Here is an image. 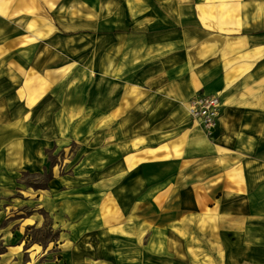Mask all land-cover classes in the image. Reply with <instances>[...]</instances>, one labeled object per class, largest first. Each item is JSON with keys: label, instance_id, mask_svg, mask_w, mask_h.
<instances>
[{"label": "crops", "instance_id": "obj_1", "mask_svg": "<svg viewBox=\"0 0 264 264\" xmlns=\"http://www.w3.org/2000/svg\"><path fill=\"white\" fill-rule=\"evenodd\" d=\"M90 1L88 97L102 108L91 110L90 120L120 157V179L129 178L130 163L146 162L158 168V182L147 189L151 203L107 204V211L104 193L100 209H87L91 216L75 207L78 193L50 189L43 211L75 241L104 234L130 242L137 264H264V1ZM45 3L0 0V74L15 88L23 85L26 122L39 130L45 124L31 111L38 94L32 79L46 61L41 55L64 52L50 40L37 45L49 35L28 26L43 19ZM204 95H217L222 105L211 136L184 108ZM5 144L12 151L7 164L20 143ZM77 217L88 220V232L81 222L71 231ZM11 264H23L22 257Z\"/></svg>", "mask_w": 264, "mask_h": 264}, {"label": "rangeland", "instance_id": "obj_2", "mask_svg": "<svg viewBox=\"0 0 264 264\" xmlns=\"http://www.w3.org/2000/svg\"><path fill=\"white\" fill-rule=\"evenodd\" d=\"M90 2L47 0L48 4L42 6L43 19L31 21L28 25H32L33 31L49 35L43 42L41 38L39 41L34 38L37 45L45 46L50 44V40L64 51L52 50L50 54L41 55L46 60L40 63L44 67L32 79V90L38 94L32 99L35 104L31 111L33 115L37 114L38 123L45 124L41 130L26 122L29 102L23 85L15 88L0 74V155L5 158L0 163L2 264H11L19 255L23 264H137L136 249L131 248L130 242L118 240L116 236L106 238L104 234H97L95 238V235H87L75 241L69 230L59 234L53 217L43 211L44 205L41 204L50 189L55 194L73 190L78 193L75 207L82 206L87 216H91L92 211L87 209H100V197L105 196L104 193L108 195L102 199L105 198L107 203L101 204V209L107 211H110L107 204L127 209L136 202L151 203L153 198L147 189L158 182L152 178L158 168L146 162L139 165L130 163L129 178L120 179L119 167L114 169L120 157L107 146L105 133L94 130L90 120L91 110L100 113L99 109H102L99 107L101 102L96 105L95 100L90 104L88 97V80L91 77L88 67L89 20L92 21L88 16ZM57 35L61 37L59 41H55ZM16 93L14 98L12 95ZM100 116H93V120L98 118L96 121L99 123ZM49 120L55 121L63 130H55ZM10 142L20 144L14 148L13 160L5 164L7 155L12 153L5 143ZM6 165L12 169L11 175L6 174ZM176 167L177 164H171L168 168L176 171ZM98 185L99 188L96 187ZM183 185L182 181L181 187ZM99 189L103 191L100 196L95 193ZM32 193L38 196L34 197ZM35 219L39 220L38 224H35ZM73 221L69 225L71 231L76 223L81 222L88 232V220L77 217ZM22 223L25 226L20 225L17 231L18 224ZM72 248L76 250L75 255L70 250ZM34 249H37L36 254ZM91 249L96 252L92 253ZM59 255L62 259H56Z\"/></svg>", "mask_w": 264, "mask_h": 264}, {"label": "built area", "instance_id": "obj_3", "mask_svg": "<svg viewBox=\"0 0 264 264\" xmlns=\"http://www.w3.org/2000/svg\"><path fill=\"white\" fill-rule=\"evenodd\" d=\"M221 101L217 95L196 96L184 108L190 119L201 127L206 136H211L217 126Z\"/></svg>", "mask_w": 264, "mask_h": 264}]
</instances>
